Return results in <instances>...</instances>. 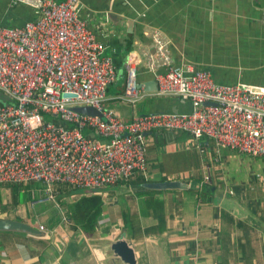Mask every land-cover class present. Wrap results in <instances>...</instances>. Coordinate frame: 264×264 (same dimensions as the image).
Instances as JSON below:
<instances>
[{
    "label": "crops",
    "instance_id": "crops-1",
    "mask_svg": "<svg viewBox=\"0 0 264 264\" xmlns=\"http://www.w3.org/2000/svg\"><path fill=\"white\" fill-rule=\"evenodd\" d=\"M80 4L117 71L106 106L126 120L156 109H191L190 101L159 96L145 86L154 79L145 58L154 45V30L169 41L176 65L188 62L207 69L218 82L264 85V0H80ZM32 18L29 5L0 0L1 24L21 26ZM132 55L144 89V97L133 105L118 99L124 95L118 91L119 86L124 90ZM199 139L182 131L154 130L146 134L147 175L120 180L101 192L78 188L66 193L65 184L57 185L54 197L58 189L62 202L55 198L41 209L40 216L47 220L39 222L38 229L44 225V237L0 232V264H125L108 253L110 242L122 231L133 243L136 264H264V160L249 156L247 160L235 150L213 147L209 138ZM205 166L209 183L201 181ZM139 175L145 178L142 186L173 180L185 188L140 190L134 182ZM92 197L99 198L92 205L98 213L94 223L88 228L75 219L71 222L69 214L80 211L73 209L75 202ZM26 216L20 218L29 223Z\"/></svg>",
    "mask_w": 264,
    "mask_h": 264
},
{
    "label": "built area",
    "instance_id": "built-area-1",
    "mask_svg": "<svg viewBox=\"0 0 264 264\" xmlns=\"http://www.w3.org/2000/svg\"><path fill=\"white\" fill-rule=\"evenodd\" d=\"M15 1L35 15L21 26L0 23V93L9 99L0 102V183L39 180L45 185L39 202H48L53 184L96 189L128 181L146 172V134L158 129L185 130L193 139L205 135L215 148L264 160V85L218 82L207 69L176 65L169 41L154 30L145 58L153 73L163 69L155 74V94L188 100L192 109L126 120L106 106L107 85L117 71L83 17L80 0ZM137 65L129 56L124 96L118 97L131 105L144 97ZM76 104L90 105L101 116L81 114L72 108ZM205 167L201 181L209 183ZM39 229L46 231L42 224Z\"/></svg>",
    "mask_w": 264,
    "mask_h": 264
},
{
    "label": "water",
    "instance_id": "water-1",
    "mask_svg": "<svg viewBox=\"0 0 264 264\" xmlns=\"http://www.w3.org/2000/svg\"><path fill=\"white\" fill-rule=\"evenodd\" d=\"M162 71L163 69L159 68L155 71V73L152 72L154 75V79L151 82H144L146 84L145 86L147 87V89L149 90L157 89L155 74H159ZM0 98L6 99V101L9 100L8 97L2 93H0ZM73 108L76 111L85 114H91V115L99 114L94 108L90 106L79 105V106H74ZM191 108H192V104H191ZM177 111H180V109L177 110L175 108H172L166 110H162V109L155 110V112H177ZM143 186L150 189H160V190L185 188L184 183L173 180L153 182V183L147 182L143 184ZM84 190L90 191L93 189H84ZM0 232L23 233L36 237H41L45 235V231L35 228L29 223L23 222L18 219H11L5 217H0ZM108 253L111 254L114 258L121 260L125 264H136V255H135L133 243L131 240L127 238L125 231H122L114 241L110 242Z\"/></svg>",
    "mask_w": 264,
    "mask_h": 264
},
{
    "label": "trees",
    "instance_id": "trees-1",
    "mask_svg": "<svg viewBox=\"0 0 264 264\" xmlns=\"http://www.w3.org/2000/svg\"><path fill=\"white\" fill-rule=\"evenodd\" d=\"M112 85L113 84L109 85V87L107 88V91L110 89V86H112ZM114 86L116 87V85H114ZM123 91H124L123 87L119 86L118 93L123 94ZM199 140H201V139H199ZM144 181H145V178L142 175L137 176V179L134 181L135 184H137V185H135V188H138L140 190H144L145 188L142 186V183H144ZM1 185L6 186V187L12 186V189H13V202L16 203V205L19 204V202H18V200H15L14 198L17 197V194L19 192L20 193H22V192L26 193L28 196L36 197L35 199H37L38 196L42 195L41 194L42 185H41L40 182H35V181L21 182V183L5 182V183H0V186ZM66 186L68 188L65 191L66 193H71V192L75 191L76 189H78V188L73 187V186H69V185H66ZM54 189L55 188H53V190ZM105 189H106V186L105 187L96 188V189H93V190H90V191H94V192L95 191H99V192H101V191H104ZM30 190L31 191L34 190L36 192L37 196H34L33 194L31 195ZM56 193L58 194V189H57ZM62 198L63 197L60 196L59 202H62ZM33 201H35V200H33ZM93 201H99V198L98 197H92V198H89V199L83 198L79 202H75V205L73 206L74 207L73 209H75V211H77V210H80V211L77 214H69V216H68L69 218L68 219L71 222H73V219L82 222L83 227L84 226L88 227L87 224L94 223L95 218H96L98 213L96 211L92 210V205H94ZM32 202H30L31 203V208H33L32 207ZM5 206L10 207L9 204H5ZM12 208H5V209L1 210L0 213H4L6 215V218H13V217H19L20 218V216L17 213L14 216L12 215V213H11L12 212L11 211ZM9 211H11V212L9 213ZM28 216L29 215H27L26 217H28ZM20 220L22 221L23 219L20 218ZM23 222H25V221L23 220ZM40 245L41 246L42 245L45 246L44 244H40Z\"/></svg>",
    "mask_w": 264,
    "mask_h": 264
},
{
    "label": "rangeland",
    "instance_id": "rangeland-1",
    "mask_svg": "<svg viewBox=\"0 0 264 264\" xmlns=\"http://www.w3.org/2000/svg\"><path fill=\"white\" fill-rule=\"evenodd\" d=\"M0 102L4 103V102H6V99L0 98ZM135 109L138 110V112H139L138 107H135ZM44 118L46 120L52 119V117L49 114H45L44 115ZM87 132H88V129L85 128L83 130V133L86 134ZM245 157H246L247 160H249V157L248 156H245ZM257 160H259V159H257ZM42 191H43V186H42ZM83 191H85V190L84 189L81 190V192H83ZM30 193H31V195L33 194L34 196H37L36 195V192L34 190L33 191L30 190ZM42 195L44 196V194H42ZM60 196H61L60 194H55V197H54L53 200H51L49 202H46L44 204H37V205H35L34 208H31V203L30 202H32L33 199H35L36 197H33L32 198V196H28L26 193H23V192L20 193L19 192L17 194V197L14 198L15 200H18V202H19V204L16 205V203L13 202V189H12V186L6 187V186L1 185L0 186V211L3 210V209H5V208H12L13 207L12 210L10 209L12 212L9 211V213L11 212L13 216L16 213L18 215L20 214L19 216L31 215L32 217L29 216V217L26 218V220L33 227L38 228L39 222H42V221L43 222H46V220H47L44 216H40L41 215V212H42V210H41L42 207H44V206H51L52 203H55V198H56V200H59L60 199ZM5 204H9L10 207L5 206ZM32 214H35L36 216L33 217ZM5 216L6 215H4L3 213H0V217H5ZM46 226H47V229L49 230L50 228L48 227V225H46Z\"/></svg>",
    "mask_w": 264,
    "mask_h": 264
},
{
    "label": "bare ground",
    "instance_id": "bare-ground-1",
    "mask_svg": "<svg viewBox=\"0 0 264 264\" xmlns=\"http://www.w3.org/2000/svg\"><path fill=\"white\" fill-rule=\"evenodd\" d=\"M117 80V79H116ZM116 80L114 81V82H112V83H109L108 85H107V88L109 87V85H111V84H113V83H116ZM155 81H157L156 80V78H155ZM137 83H138V86L140 87V88H142V90H144L143 89V87H142V85L140 84V82H139V79L137 78ZM157 86H158V83H157ZM157 90V89H156ZM66 96H71V95H69V94H67ZM124 96V95H123ZM139 101V100H138ZM137 102V101H136ZM135 102V103H136ZM81 106V105H83V104H76V105H73L72 106V108L74 107V106ZM85 106H90V105H85ZM90 107H92V106H90ZM93 108V107H92ZM74 109V108H73ZM95 109V108H94ZM192 109V108H191ZM191 109H190V111H191ZM75 110V109H74ZM96 110V109H95ZM111 110H113V109H111ZM76 111V110H75ZM97 111V110H96ZM190 111H177L176 113H188V112H190ZM78 112V111H77ZM98 112V111H97ZM113 112L117 115V116H119L114 110H113ZM79 113H81V112H79ZM99 113V112H98ZM81 114H84V115H90V116H101V114L99 113L98 115L96 114V115H91V114H85V113H81ZM159 131H167V132H172V133H176V132H179V131H182V132H184V133H187V134H189L190 136H192L191 134H190V132H188V131H185V130H181V129H173V130H167V129H158ZM202 137H206V138H209L208 136H205V135H203V136H201L200 138H202ZM209 139H211V138H209ZM146 161H147V159H146ZM138 174H144V175H147V169H146V172L145 173H142V172H137V173H134L132 176H134V175H138ZM131 176V177H132ZM130 177V178H131ZM129 178V179H130ZM31 181H35V182H40L41 183V185L43 186V193H44V196H45V185L41 182V181H39V180H31ZM29 182V181H28ZM12 183H21V182H12ZM57 185H59V184H53L52 186H51V190H52V194L54 195V193H53V188L55 187V186H57ZM44 196H42V198L44 197ZM41 203H46V201H43V202H39V200H35V201H33L32 202V207L34 208L35 207V205H37V204H41Z\"/></svg>",
    "mask_w": 264,
    "mask_h": 264
},
{
    "label": "clouds",
    "instance_id": "clouds-1",
    "mask_svg": "<svg viewBox=\"0 0 264 264\" xmlns=\"http://www.w3.org/2000/svg\"><path fill=\"white\" fill-rule=\"evenodd\" d=\"M6 218V217H5Z\"/></svg>",
    "mask_w": 264,
    "mask_h": 264
}]
</instances>
